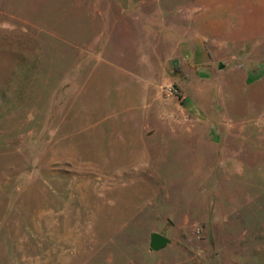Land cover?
<instances>
[{"label": "rangeland", "instance_id": "374dc122", "mask_svg": "<svg viewBox=\"0 0 264 264\" xmlns=\"http://www.w3.org/2000/svg\"><path fill=\"white\" fill-rule=\"evenodd\" d=\"M0 264H264V0H0Z\"/></svg>", "mask_w": 264, "mask_h": 264}, {"label": "water", "instance_id": "95a60500", "mask_svg": "<svg viewBox=\"0 0 264 264\" xmlns=\"http://www.w3.org/2000/svg\"><path fill=\"white\" fill-rule=\"evenodd\" d=\"M224 64L221 62L219 68H222ZM166 237L160 233L152 234V246L153 248H159L166 243Z\"/></svg>", "mask_w": 264, "mask_h": 264}]
</instances>
